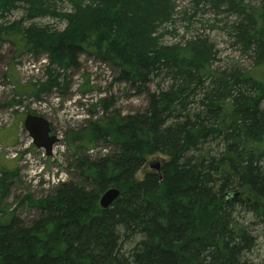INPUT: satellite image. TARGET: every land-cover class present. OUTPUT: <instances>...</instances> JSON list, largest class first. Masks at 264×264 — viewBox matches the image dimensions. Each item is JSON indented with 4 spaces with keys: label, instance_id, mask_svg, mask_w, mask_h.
Returning <instances> with one entry per match:
<instances>
[{
    "label": "trees",
    "instance_id": "trees-1",
    "mask_svg": "<svg viewBox=\"0 0 264 264\" xmlns=\"http://www.w3.org/2000/svg\"><path fill=\"white\" fill-rule=\"evenodd\" d=\"M188 4L233 18L228 35L249 69H214L217 50L206 36L164 43L174 0H0V49L9 42L15 59H46L44 80L28 96L65 89L85 55L113 71L112 83L147 97L143 114L128 115L113 108V97L100 99L91 112L103 113L65 134L71 179L22 196L19 205L35 212L29 223L16 209L0 210V264H249L248 228L264 225V0ZM16 10L21 17L6 22ZM47 18L64 28L37 25ZM5 78L19 87L15 73ZM87 86L79 91H99ZM17 96L5 106L20 105ZM99 146L111 152L91 158ZM155 155L163 157L159 172L138 178ZM17 175L0 159L1 198ZM110 188L120 195L102 209Z\"/></svg>",
    "mask_w": 264,
    "mask_h": 264
},
{
    "label": "rangeland",
    "instance_id": "rangeland-1",
    "mask_svg": "<svg viewBox=\"0 0 264 264\" xmlns=\"http://www.w3.org/2000/svg\"><path fill=\"white\" fill-rule=\"evenodd\" d=\"M246 1L255 2V0ZM174 2L177 6V14L174 22L166 26L172 35H167L164 43L168 45L176 43L182 36H185L183 40L197 35L206 36L217 50L214 69L229 70L233 65H239L244 69L250 68L249 60L245 59L241 52L232 45V40L228 35L226 24L233 22L232 17L227 18L226 12L217 15L209 6L204 11H202L204 8L199 11L191 10L188 0H174ZM183 8L186 9L185 13L181 11ZM20 17L21 11L16 10L6 18V22L18 20ZM36 23L39 26L51 25L52 28H64V24L55 19L47 18L36 21ZM13 47H15L14 44L6 42L0 49V159L4 163L16 166L19 181L10 187L7 196L0 197V210L8 214L16 209L15 218L29 223L35 217V212L29 207L26 208L25 204L19 205V200L26 193H30L33 198L43 196L57 183L63 180L70 181L68 163L72 160V155L66 145L65 134L70 130L80 129L83 123L93 121L103 113L102 107L98 106L93 114L92 105L100 99L113 97L115 102L113 108L120 115H128L143 112L147 106V97L145 94L136 95L127 84L112 83L114 73L106 64L81 55L78 70L70 71L65 77L63 83L69 81L68 86L60 91L52 90L49 93H42L36 100L28 94L31 84L44 80L45 57L40 56L35 60L24 54L15 59ZM9 64L13 69L10 70ZM8 73H15L20 84L18 88L5 78ZM85 81L88 82V86L83 89L96 85L99 91L82 94L79 88ZM156 82L150 85V92L157 90ZM16 94L22 95L21 104L5 106L12 100L19 99ZM261 106L263 109L264 104ZM32 111L44 116L58 137V143L53 147L50 160L44 157L42 151L30 150L31 139L23 128V120L25 115ZM107 152H111V148L101 150L99 146L88 153L92 158L99 153ZM162 159L161 155L149 157L144 170L137 177L141 178L144 172H153V168L150 167L151 163L160 164ZM243 218V225L249 226L247 223L252 222V216L245 215ZM248 230L255 239V247L249 253L243 254L242 262L264 264V225L257 224Z\"/></svg>",
    "mask_w": 264,
    "mask_h": 264
},
{
    "label": "water",
    "instance_id": "water-1",
    "mask_svg": "<svg viewBox=\"0 0 264 264\" xmlns=\"http://www.w3.org/2000/svg\"><path fill=\"white\" fill-rule=\"evenodd\" d=\"M108 1V0H96ZM23 128L27 132L34 147L43 150L45 156L51 157L53 154V146L58 142V137L51 134V125L43 116L28 114L23 120ZM158 170L159 165L152 166ZM120 195L119 190L111 188L106 190L99 199V205L102 209H107ZM236 196V195H235Z\"/></svg>",
    "mask_w": 264,
    "mask_h": 264
},
{
    "label": "flooded vegetation",
    "instance_id": "flooded-vegetation-1",
    "mask_svg": "<svg viewBox=\"0 0 264 264\" xmlns=\"http://www.w3.org/2000/svg\"><path fill=\"white\" fill-rule=\"evenodd\" d=\"M52 134H54V130L52 131ZM63 183H69V180L68 181H64Z\"/></svg>",
    "mask_w": 264,
    "mask_h": 264
}]
</instances>
